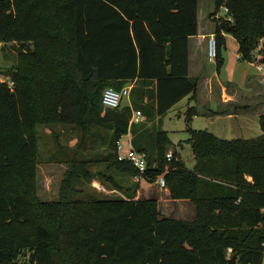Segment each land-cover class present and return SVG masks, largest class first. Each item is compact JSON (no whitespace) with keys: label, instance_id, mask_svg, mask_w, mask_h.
Segmentation results:
<instances>
[{"label":"trees","instance_id":"trees-1","mask_svg":"<svg viewBox=\"0 0 264 264\" xmlns=\"http://www.w3.org/2000/svg\"><path fill=\"white\" fill-rule=\"evenodd\" d=\"M213 1L210 17L226 6L231 19L214 22L217 70L226 36L242 61L264 66V0ZM198 11L199 0H0V44L24 53L13 86L0 82V264H229V250L237 264H264V115L252 139L188 127L193 169L162 129L197 95L189 39ZM128 85L130 105L103 107L106 88ZM133 110L144 120L130 126ZM196 115L189 108V126ZM39 125L52 137L57 125L77 134L56 142L67 167L58 201L37 192ZM128 134L147 155L144 180L164 175L172 201L194 204V220L161 218L157 199L135 200L139 183L124 182L138 171L117 153ZM93 181L125 197L80 188Z\"/></svg>","mask_w":264,"mask_h":264},{"label":"rangeland","instance_id":"rangeland-1","mask_svg":"<svg viewBox=\"0 0 264 264\" xmlns=\"http://www.w3.org/2000/svg\"><path fill=\"white\" fill-rule=\"evenodd\" d=\"M199 3H201V16L203 15V12L206 16L215 9V4L213 0H200ZM218 11L220 12V15H223L221 7L218 8ZM207 21L210 22L209 16ZM210 24L212 25V27H214L215 23L210 22ZM215 29L216 24L214 30L212 29L213 32H215ZM225 40L226 47L223 48L221 51L223 57V65L219 69V78L223 82L226 83L235 81L241 86L245 81V75H247L248 73L254 75L264 74L263 65L256 64L254 67H252L250 64L246 63V61L243 62L238 58V46L237 42L234 40L233 37L226 36ZM23 54V49L17 43L7 42L0 44V79L5 80L8 84L12 82L10 75L16 69V66L21 63V60L23 59ZM205 61L208 63L207 46ZM259 66L263 67L262 72L259 71ZM207 67H209L212 74L216 72L218 73L217 65L215 63L210 64ZM128 104V100L124 99L123 106H126ZM188 110L189 109L187 106V101H182L180 104L172 108L163 119L162 129L168 132L169 137L173 142L172 149L177 150L178 153H180L181 159L186 165V167L188 169H192L195 161L191 151V147L189 144L186 143V140L189 138V134L187 132L188 127H191L194 130H206L211 133L212 131H214L215 128L212 125L211 121H208L204 117L194 118L189 126L186 121V113H188ZM257 124L258 123H256V125H253L251 128H249V130H242V132H237L238 129H236V132L234 133L222 135L219 134V138L228 140L256 138L261 135V129L259 126L260 124ZM69 129L70 128L66 129L57 125L52 131V137L49 129H45V126L39 125L40 164L38 166L37 171V192L39 197L44 201L59 200L61 182L67 167L66 165L60 163V158L57 155L58 145L56 142L57 140H59L58 142L60 144L66 146L73 137L77 136L75 132H71ZM129 139L130 137L128 135L122 137V144L124 146V150L128 149ZM75 142L76 141L74 140L70 142V144L73 146ZM180 144L181 146H179ZM100 169H102L101 166H95L92 168L94 172ZM99 182L100 181H93L91 184L84 183L82 186H80V188L85 193L97 197H125V195L121 192L114 190L111 187L103 185L101 182ZM124 183L126 186L130 187L137 184L134 178L131 179L129 183ZM101 187H104L107 192L103 193V191H100V189L98 188ZM166 197L167 196L165 194V189H161L159 187V183H157L156 181L149 183L146 180H142L139 183L135 200L149 198L157 199L161 218H172L175 220L185 221H192L195 219L196 209L194 204H192L191 202L190 204L184 202H169ZM228 258L229 260H232L234 256H232L229 252ZM18 264H28L27 258H19ZM235 264H237L236 259Z\"/></svg>","mask_w":264,"mask_h":264},{"label":"crops","instance_id":"crops-1","mask_svg":"<svg viewBox=\"0 0 264 264\" xmlns=\"http://www.w3.org/2000/svg\"><path fill=\"white\" fill-rule=\"evenodd\" d=\"M213 12L214 10L206 16L203 12L201 16V3H199L198 34L189 39V75L199 79V87L195 99L189 96L182 101H187L188 109L196 107L197 115L194 118L204 117L208 121L210 120L215 128L212 134L219 138L222 134L236 132V129H238L237 132H242L245 129L249 130L256 123L259 125L260 117L264 115V74L254 75L248 73L245 75L243 85L240 86L235 81L223 82L219 78V71L218 73L216 72L217 74L211 73L209 67H207L210 64L205 61V57L207 38L214 33L215 24L214 27L210 24V22L214 23L210 19V15ZM208 16L210 22L207 21ZM238 58L240 59L239 53ZM246 63L252 67L256 65L250 62ZM128 136L130 137V142L131 135L128 134ZM176 152L178 153L177 150ZM178 154L181 157L180 153ZM165 194L169 202L190 204L189 201H172L168 189L165 190Z\"/></svg>","mask_w":264,"mask_h":264},{"label":"built area","instance_id":"built-area-1","mask_svg":"<svg viewBox=\"0 0 264 264\" xmlns=\"http://www.w3.org/2000/svg\"><path fill=\"white\" fill-rule=\"evenodd\" d=\"M221 10L223 12V15H220V12L217 11L213 16L210 17V19L213 22L220 23L222 20H228L231 22L229 15V9L226 6H221ZM218 56V43L216 40L215 33H212L208 36L207 40V61L209 64H216ZM259 71H263V67L259 66ZM1 83H7L5 80L0 79ZM10 87L13 86V83L10 82ZM132 85L125 86L120 91L115 90L112 87L106 88L103 91L102 94V105L106 109H119L123 106V100L127 99L130 105V96H131V90ZM144 120V117L141 113V111H132V117L130 120V126L132 124H136L139 122H142ZM117 153L118 158L120 161L127 160L129 161L138 171V175L134 177V180L136 183H140L142 180H144V174L147 170V155L144 152H138L136 151L131 141L129 142V146L127 150H124V146L122 144V138L117 142ZM167 159L170 161L172 159L171 154H167ZM251 181V179H248ZM157 183H159V187L161 189H167L164 175H161L158 177ZM100 191H103V193H106V189L104 187L98 188ZM231 253V250H229Z\"/></svg>","mask_w":264,"mask_h":264},{"label":"water","instance_id":"water-1","mask_svg":"<svg viewBox=\"0 0 264 264\" xmlns=\"http://www.w3.org/2000/svg\"><path fill=\"white\" fill-rule=\"evenodd\" d=\"M235 259H236V257L234 256V258L232 260H229L228 263L229 264H235Z\"/></svg>","mask_w":264,"mask_h":264}]
</instances>
